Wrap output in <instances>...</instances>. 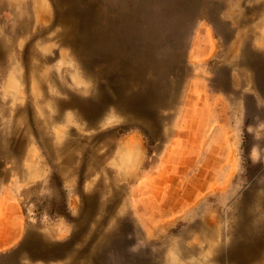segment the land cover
<instances>
[{
  "label": "rangeland",
  "instance_id": "rangeland-1",
  "mask_svg": "<svg viewBox=\"0 0 264 264\" xmlns=\"http://www.w3.org/2000/svg\"><path fill=\"white\" fill-rule=\"evenodd\" d=\"M23 1L33 6L0 7V198L16 197L29 225L70 232L79 224L74 239L68 233V261L81 264H221L220 248L232 245L245 208L246 227L264 229V202H255L264 194V135L256 130L264 111L246 118L231 85L236 65L227 61L237 39L250 47L255 30L264 34V0H137L136 11L132 0L117 10L113 0H85L103 16L97 27L124 11L146 30L141 40L118 32L124 53L107 58L111 85L87 73L63 40L56 0ZM37 9L45 20L35 19ZM17 11L28 22L19 35ZM143 46L149 56L119 99L118 65L130 66ZM255 70L264 90L257 57ZM101 88L110 102L94 120L77 103ZM20 151L36 152L46 182L18 183ZM181 245L203 250L183 254Z\"/></svg>",
  "mask_w": 264,
  "mask_h": 264
},
{
  "label": "bare ground",
  "instance_id": "bare-ground-1",
  "mask_svg": "<svg viewBox=\"0 0 264 264\" xmlns=\"http://www.w3.org/2000/svg\"><path fill=\"white\" fill-rule=\"evenodd\" d=\"M54 3H55L54 4L55 8L60 10V13H58V15H57L56 21L61 23L62 26L64 27L63 34H62L63 40L66 43H70L71 45H74V47L76 48L75 49L76 56L82 61L83 66L87 70V73H90L93 76V78H95V80H99L100 78H103V77L104 78L110 77V75H109L110 74V66L107 63V61H110V60H107V58L110 59L111 56H114V58L117 60V58H119L122 55V52H123L121 49L122 47L120 48V44L118 41V36H119L118 32L119 31L120 32L126 31L128 34L136 35L140 40L143 38H146V36H145L146 30H142V29H144L143 26L136 23V22H133L132 20L129 19L128 15H130L131 13H129L127 15L126 12L120 11L118 13L121 15L120 16L121 18L119 16L116 17V15L114 18H111L110 19V25L108 26V28H105L102 26L97 27L98 23L100 22V20L102 19L103 16H101L98 12L94 11L93 6L90 5V3L88 4V2H86L85 0H56ZM99 3H101V2H99ZM132 3L134 4V7L131 8L132 10L136 11L135 9L141 8L137 0H132L131 4ZM147 3H149V2H147ZM111 4H112V8H114V10H117L119 8L120 4H122L123 6L126 5L128 7L130 5V1L129 0H113ZM177 4H179V3H177ZM32 6H33L32 3H30L29 1L24 2L23 0H11L10 2L7 1L6 3H0L1 8H6V9H9L12 11L20 10V9L27 10V9H29V7H32ZM123 9H124V7H123ZM176 12H178V11H176ZM17 13H18V11H17ZM13 15H14V18H12L13 19L12 20L13 30L15 32H17V34L19 35V33L21 34V33L25 32L24 30L28 27V22H27V20L23 19V17L25 16L23 14V11H21V13L13 14ZM34 17L37 21L45 20L43 12L40 9H37L34 12ZM159 26H160V23H159ZM160 28H165V26L161 23ZM27 30H29V29H27ZM145 48L146 47L143 46L139 50H136V52L132 56V59H131L132 62H130L131 63L130 66L127 63L125 65H122V66L118 65L119 70L121 72V74H119L120 76H118L119 77L117 80V86L118 87L116 88L118 90L117 95H118L119 99H120V93H119L120 89H123L122 84L124 83L126 85L128 80L130 79V75L133 74L132 72L133 71L135 72L136 67L138 65H140L138 63L139 62L141 63V61L148 58L149 55H148V52H146ZM126 57H129V56H126ZM116 67L117 66H115V63H114V68H116ZM138 69H140L141 71L143 70V68L141 66ZM147 69H148V67H147ZM112 80L113 79L108 78V81H109L108 84H110V82ZM153 83H155V82H153ZM35 84H36V82H35ZM126 93H128V92H126ZM109 95L110 94H107L105 92V89L101 88V89H98L97 92H95V95L92 98V100L83 101V100L79 99L77 104L80 106L79 109L81 110L83 115H86L87 117L96 120L99 117V115L101 114V112L103 111V109L105 107H107L106 105L110 102L111 96L109 97ZM121 95H123V94H121ZM129 96H131V95H129ZM72 103H76L75 100H73ZM70 104L68 103L67 105H70ZM129 119H133V118H129ZM48 132H50V131H48ZM59 142H57V143H59ZM87 201L89 203H91L92 199H88V200H86V202ZM245 202H246V206L250 207V205H251L250 199L247 198V200H245ZM255 202L256 203L257 202H260V203L264 202V194H262V196H260V199H256ZM247 210L248 209L245 208L243 215H242L243 218L237 224L238 229L236 228V234L233 237L234 240L232 241V245L230 247L223 246L222 248H220L218 259L221 261V264H231V263H234V264H262V260H264V229H261L260 227H255L254 230L250 231L246 227L245 224L248 223V221H246V218H245V215H247L246 214ZM100 212H98V214ZM195 224H196V226H199V223H195ZM211 238H214V235H212ZM208 248L210 250L216 249L212 244L209 245ZM181 249H182L183 254L188 253L191 255L195 254V252L198 249L203 250V248H201L199 246L194 247V248H191V247L188 248V247H185L183 245H181ZM202 258H204V255ZM148 259L149 258L146 256V260H148ZM159 259L161 260V255H159L158 257L156 256V260L159 261ZM171 259H173V258H171ZM171 259H170V261H171ZM142 264H152V263L148 260L146 263L143 262ZM159 264H161V263H159Z\"/></svg>",
  "mask_w": 264,
  "mask_h": 264
},
{
  "label": "crops",
  "instance_id": "crops-1",
  "mask_svg": "<svg viewBox=\"0 0 264 264\" xmlns=\"http://www.w3.org/2000/svg\"><path fill=\"white\" fill-rule=\"evenodd\" d=\"M260 31L259 28L255 30L250 47L237 39L227 54V61L236 65L235 70L231 71V85L241 96L239 107L246 118L248 110H252L254 121L255 107L264 111V90L263 83L260 82L262 76L255 70V57L264 61V34H260ZM251 53L255 55L249 68L246 64L250 62L248 56ZM253 126L255 136V122ZM256 126L258 136L264 135V120L257 122ZM15 158L18 159L15 172L19 176L20 185L31 187L47 181V170L37 159L36 152H16ZM13 170L11 169L12 173ZM3 181L9 182L7 179ZM80 227L76 224L68 232L67 227L62 228L61 225L48 229L29 225L16 197L0 198V255L3 256V264H81L78 259L74 262L68 261L71 244L68 233H73L74 239ZM75 253L78 251L75 250Z\"/></svg>",
  "mask_w": 264,
  "mask_h": 264
}]
</instances>
